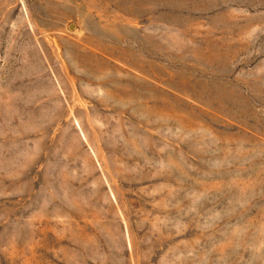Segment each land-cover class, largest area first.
<instances>
[{"label":"rangeland","instance_id":"374dc122","mask_svg":"<svg viewBox=\"0 0 264 264\" xmlns=\"http://www.w3.org/2000/svg\"><path fill=\"white\" fill-rule=\"evenodd\" d=\"M0 264H264V0H0Z\"/></svg>","mask_w":264,"mask_h":264}]
</instances>
